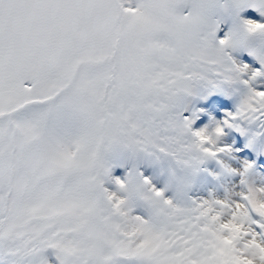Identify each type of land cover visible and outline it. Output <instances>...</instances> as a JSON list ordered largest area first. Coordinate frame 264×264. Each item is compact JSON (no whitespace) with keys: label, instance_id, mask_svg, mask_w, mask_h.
I'll return each mask as SVG.
<instances>
[{"label":"snow or ice","instance_id":"obj_1","mask_svg":"<svg viewBox=\"0 0 264 264\" xmlns=\"http://www.w3.org/2000/svg\"><path fill=\"white\" fill-rule=\"evenodd\" d=\"M0 264H264V0H0Z\"/></svg>","mask_w":264,"mask_h":264},{"label":"rangeland","instance_id":"obj_2","mask_svg":"<svg viewBox=\"0 0 264 264\" xmlns=\"http://www.w3.org/2000/svg\"><path fill=\"white\" fill-rule=\"evenodd\" d=\"M250 14L255 15V13H250Z\"/></svg>","mask_w":264,"mask_h":264}]
</instances>
